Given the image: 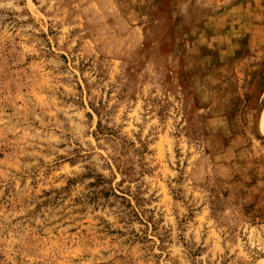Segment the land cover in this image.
<instances>
[{
  "label": "rangeland",
  "instance_id": "obj_1",
  "mask_svg": "<svg viewBox=\"0 0 264 264\" xmlns=\"http://www.w3.org/2000/svg\"><path fill=\"white\" fill-rule=\"evenodd\" d=\"M0 264H264V0H0Z\"/></svg>",
  "mask_w": 264,
  "mask_h": 264
}]
</instances>
